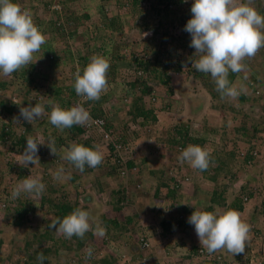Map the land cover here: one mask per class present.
Returning <instances> with one entry per match:
<instances>
[{
	"label": "rangeland",
	"instance_id": "obj_1",
	"mask_svg": "<svg viewBox=\"0 0 264 264\" xmlns=\"http://www.w3.org/2000/svg\"><path fill=\"white\" fill-rule=\"evenodd\" d=\"M43 1L19 0L22 9H29L32 12L33 20L42 19L44 23L51 19L55 20L56 8H59V5H56L58 1L54 2L55 0H52L50 5H45ZM139 1L137 8L144 6L149 8L153 4L158 7L156 0ZM241 2H247V0H241ZM250 2L251 6L256 10L258 5L264 8V0H250ZM192 3L193 0H186L185 4L181 5L182 9L180 10L181 12L179 11V16H184L187 13L192 16L190 10ZM69 7L75 9L78 15L88 14L87 18H82V24L78 25L73 37H70L67 41L61 40L57 42L54 40L55 31L43 32L41 30L46 36V43L42 45L41 49L43 58L34 63L33 73L40 86L49 83L50 96L56 88L63 87L64 82L67 84L75 83L76 75L82 68L81 61L78 60L79 56H86L90 61L94 55L104 56L102 53L103 47L108 50L112 46L108 40L111 31L103 30L98 34L97 29L103 25L101 23L102 14L106 18L119 14L118 16L122 20L124 27L122 33H114L113 35V38L118 40L117 42H121V44L126 42L131 49H136V47L138 50L144 49L146 58L151 56V49H149L150 46H148L149 43L147 42L154 35L153 31L150 28L148 30L145 29V31L141 30V32L138 30L139 27L136 24L142 19L137 13H133L130 10L132 7L130 4L122 3L120 5L117 0H77L69 4ZM179 18L177 17V19ZM177 19L171 25L174 31L176 28L181 29L178 26L181 23L177 22ZM149 21L152 22L150 19L147 22ZM153 22H155L153 26H156L157 21ZM171 27L168 26V28L172 29ZM69 29L70 27L67 26L66 30ZM102 36L105 38V45L107 46H104L101 39ZM154 37V44L156 45L159 42L160 35L157 34ZM133 41H136L137 45ZM109 44L110 46H108ZM49 46L56 50V55L54 56L57 59L54 65L51 64L48 58L51 52L45 49ZM119 53H122L126 58L118 61L119 71L113 77H108L109 86L105 92L108 93V98L101 108L103 111H109L108 117L111 122L118 121V118L123 116L121 124H125L127 134H129L126 140L130 157L138 162L143 156H148L152 159L151 163H141L140 166L142 168L139 170V177L135 176L129 181V183H132L130 193L133 197L129 198L130 201H125L121 211L116 212L112 210V205L115 206L116 202H114V198L110 201V187L104 182V179L108 183L109 180L102 177V172L105 169L93 168L91 173H80L73 165L62 158V153L58 155L52 154L47 144L39 146L45 150V153L41 154L39 151L37 153L41 161L25 167L17 162L24 150L19 151L20 153L7 151L10 142L4 140L0 143V202L14 200L11 197L13 188L29 176L41 178L46 185L45 192L52 196L54 202L63 200L62 196H65V192L72 190V187L77 185L86 192L84 196H87V199L80 204L81 209L88 211L93 221L98 218L102 222V226L106 228V235L100 237L99 235H94L92 231H90L92 236L85 234L81 249L74 255L72 248L76 242L64 238L61 233L48 227L46 219L52 220L53 214H48L45 211L51 204L48 205V202L44 203L43 210H39L40 196L22 192L18 198L24 202L29 200V206L32 208V211L27 215L29 219L24 225V228L27 227L28 230L26 240L30 241L28 251L24 249L25 245L21 232L20 241L16 242L17 249L6 241L0 245V253H14V256H19V258L22 255V260H25L28 254H31L35 264H38L37 255L43 253L46 258L44 264H65L68 262L76 264L78 258L76 256L85 255L87 248L91 247L93 254L96 256L109 254L110 257L108 258L111 260L109 262L112 264H200L201 260L195 259L197 257H195L193 247L195 246L198 249L204 247L200 245L195 228L188 222V218L194 210H205L209 205L218 214L230 210L231 202L237 196L242 197L244 203L242 211L239 212L241 219L251 225L249 239H252L254 245L255 243L259 244L261 247H258V250L262 252L264 250V209L262 206L264 199V118L258 116L256 109L264 108V48H261L253 58L244 61L247 65L246 70L241 72V77L233 80L232 84L237 87L242 85L244 89L235 99L212 97L204 87L202 80L182 72H169L170 79L168 84H163L157 79L149 80L148 83L152 86L151 91L157 94L159 98L158 105H156H160L163 108L158 112L157 117L152 113L155 116V119H152L154 123L157 122L156 126L158 127L163 124L168 126L164 127L167 129L163 131V134L154 136L157 140H155L153 147L151 145L148 146L147 150L151 153L148 155H145L144 149L146 148L144 144H146L147 133L144 127H146L145 124H149V122L146 123L145 121L152 123V119H145L142 115L138 116V118L133 116V98L138 97L133 95L134 93L131 94V89L125 88L126 85L122 86L125 81L132 80L136 76L140 79L144 75L137 73L134 66H130L132 71L126 73L127 64H129L128 59H130V57H127L129 50L122 47ZM194 53L195 49L189 45L177 47L172 53L171 61L175 63L181 56L185 58L188 54L196 57ZM36 55H40V53ZM86 64L83 63L82 65L86 66ZM44 74H47V79H44ZM127 74H130L132 78L125 80L124 75ZM4 78L8 79L10 77L0 75V79L4 80ZM253 78H259L261 83L254 82ZM254 86H256V90H254ZM136 90L133 89V91ZM17 91L21 90L16 89ZM10 92L11 89L4 90L0 88V99L2 94L8 95ZM257 93H262V95L259 96V100L256 102ZM28 94L31 96V100H35L36 95H38L37 99L41 98V101L44 98V94L36 92L33 88ZM148 94L142 95V98L137 103L145 109L155 108V105L147 101ZM73 96L80 103L86 100L76 93ZM17 99H19L18 96ZM48 113L50 112L46 111L45 115L32 121L34 131L30 136L33 138L42 137L47 142L49 138L43 135L44 131L47 134L53 133V130H50L53 125L50 126L49 120L43 124L45 116L48 119ZM139 121L145 123L140 122L138 125ZM244 125L247 129H252V126H255L258 131L250 138L241 137L239 131H235V129ZM5 126L0 122V128H5ZM44 126L48 127V129ZM133 128L137 130V136L134 137V140L132 139ZM9 129L13 131L17 129L16 131L19 132L23 128L16 123L13 127L7 126V131ZM185 129L189 137L197 139L196 143H192L189 139H184L185 142L179 139L178 144L171 145L170 149L164 147L166 144L158 148L161 144H164L162 139H165L166 143L169 144L171 136L178 137V130L184 132ZM218 129L225 132L226 143L220 139L218 133L212 131ZM52 137L54 138V134ZM158 140L160 141L159 144L157 143ZM75 141V139L66 140L67 144L65 147L70 146ZM139 141L141 143L136 146ZM131 142H135V146L133 145L134 148H137L135 152H133L132 145L131 149L129 148L128 143ZM179 144L185 145V148L189 144L200 145L207 148L214 155L213 157L223 158L225 164L221 166L224 171L220 179L217 182H212L207 177L219 165L217 160H213L210 163L207 175L201 173V171H196L187 162H178L177 157L183 150L177 149L176 146ZM233 144H235L234 156L229 159L228 153L232 149ZM100 145L102 146V144ZM98 148L101 151L100 146ZM120 152L123 155L127 153L125 149ZM249 154H252L254 158L251 157L247 161L246 156H249ZM151 165L160 170L159 175L150 171ZM60 166L64 167L66 174L78 173L80 175L79 179H77L78 181L75 184L70 182L69 179L63 183L56 181L53 178V173ZM45 169L50 175H46V178L43 179L42 174ZM129 172L131 171L129 170ZM170 177L174 179L170 180ZM99 181L104 183L102 184L106 187L104 191L106 194L93 198V195H97L96 193L100 188ZM174 182L179 183V188L174 198L169 199L165 195ZM50 186L56 188L52 193L48 189ZM222 188H224L223 193H221L224 198L223 206L211 203L210 198L213 189L221 191ZM137 191H140L141 194ZM91 193H93V195H90L92 199L89 198ZM142 198L144 199L142 200ZM100 203L102 205L98 206ZM160 205H163V208L168 206L169 208L167 211L165 209L161 211L159 209ZM140 206L144 211L140 209ZM152 208H155V212H153ZM127 215L131 216L132 220L126 225H122L121 228L112 225L110 222L113 219L124 222ZM165 220H169L172 224L167 230H164L161 223ZM19 227L23 228V226H15L12 229L16 230L18 228L19 230ZM93 228H95V223H93ZM140 235H145L147 239L145 237L144 239L149 241L150 248L141 250L144 254L142 256L144 261L141 260L139 263L140 245L137 240L139 241L138 236ZM107 238H109L108 242L105 241ZM102 240L105 242H102ZM13 249L16 251H13ZM222 251L224 253L222 258L227 264L235 263V255L227 250L217 252L221 253ZM200 258L204 259L203 256H200ZM16 263L26 264L25 262ZM237 263L240 264L239 262ZM81 264L90 263L84 260Z\"/></svg>",
	"mask_w": 264,
	"mask_h": 264
},
{
	"label": "trees",
	"instance_id": "obj_2",
	"mask_svg": "<svg viewBox=\"0 0 264 264\" xmlns=\"http://www.w3.org/2000/svg\"><path fill=\"white\" fill-rule=\"evenodd\" d=\"M52 0H44L45 5H50ZM57 2L56 5H59V8H56V18L55 20H48L44 23V20H34V23L39 27L40 30H43V32H50L55 31V41L60 42L67 41L70 37H73L76 33L78 25L82 24V18H87L88 14L83 13L82 15H78L77 11L75 9H72L69 7V4H71L74 1L77 0H55L54 2ZM108 1V0H106ZM14 2L21 5L19 0H14ZM124 4H130L132 7L130 10H132L133 13H137L139 17L142 19L139 23L136 24L137 27H139V31L145 29H152L153 36L150 38V40L147 42L149 43L148 46H150L149 49L151 52V56L146 58L145 50L141 49H131L127 46V43L121 44V42H117L118 40L113 38L114 33L119 34L123 32V24L122 20L119 18V14L112 15L109 18H106L104 14H102L101 17V23L103 24L102 27L98 28V34H100L103 30L111 31L110 38L108 39L111 43L108 46L110 48L107 50L103 47V54L105 57L110 58V69L108 71V77H113L114 74L119 71L118 68V61H122L124 58V55L122 53H119L120 48L124 47V49L129 50V55L127 57L132 58V60L128 59L127 67H126V73L129 72L130 66H134L135 70H141L142 76L140 79L139 77H133L132 80L125 81L122 86L126 85L128 89H131L130 93H134L133 95H136L138 98H133L134 108L132 110L133 116H144L145 119H155L154 115L152 114V110L150 108H143L141 105H139L138 100L142 98V95L148 94L151 91V84H149V80L157 79L163 84H168L170 75L169 72L174 73H186L189 76H192L193 78L202 80V83L204 87L207 89V91L210 93L212 97H221L220 93L216 91V87L214 86V81L212 80L211 76L209 74H204L201 72H197L193 66L192 61L196 59V57L193 55H189L187 57H180L175 61V63L172 60V53L174 50H176L177 47H186L187 45L190 46L191 41V35L184 30V26L186 25V22L191 17L190 14H185L184 16H179L180 10L182 9L183 4H185V0H156V3L158 4V7L156 5H152L151 7L147 8V6L137 8L139 0H117V3ZM180 11V12H179ZM257 11L264 15V8L257 7ZM153 14V15H152ZM150 16V17H149ZM149 17V18H148ZM177 17H180L177 19ZM148 18V19H147ZM152 20V22H147L148 20ZM177 19V22H180L178 26L181 27V29L176 28L174 29L171 27L172 22ZM157 21V25L153 26V24ZM53 23V25H52ZM69 24V25H68ZM67 26L70 27L69 30L67 29ZM170 26L172 29L168 28ZM160 32V33H159ZM159 34L160 39L159 42L155 45V35ZM59 35V36H57ZM102 42L105 45V38L102 36ZM175 42V43H174ZM134 44L137 45L136 41H133ZM174 44V45H173ZM48 52H51L48 55V58L51 62V64L56 63V59L54 55L55 54V48L52 47H46L45 48ZM137 51V52H136ZM54 52V54H53ZM176 52V51H175ZM117 59V60H115ZM79 61H81V66L84 69L85 65H82L83 63H87L89 61L88 57L86 56H79ZM87 65V64H86ZM80 69V74L83 73V69ZM34 64L29 65L26 69L20 70L19 72L13 73L10 78L2 80L0 79V88L4 90L11 89V92L7 95L2 94V97L0 99V122H2L5 126V128H0V143L6 140L9 143V148L7 151L10 152H17L23 151L26 147V139L27 135H31L34 131V125L33 123H28L20 114V108L27 107L29 105H34L36 103H44L45 112L51 111V105L46 103L47 101L51 100L55 104H59L62 108H70L75 105H82L90 112V119L83 125H73L71 128H66L61 132L60 130L56 129L54 126L50 128V130H53V133H45V137H52L54 134L55 144L57 149L61 148L62 146H66L67 142L66 140H76L75 143L82 144L86 147H99L101 148V151L104 154V161L96 168L105 169L104 172H102V177L107 178L109 180V183L107 180L104 179V182L107 183V185L110 187V201L114 198V202H116V205H112V210H115L116 212L121 211L124 207L125 201H130L129 197L132 194L130 193L131 184L129 182H126L125 176L122 175L124 173V170H131L134 165L139 166L138 161H134V159H131V157H127L125 159L122 158V153L120 152L123 147L125 148L127 146V129L125 127V124H121L123 116L118 118V121L111 122L108 117L109 111H103L101 108L103 103L107 101L108 93L103 94L99 100L96 101H88L85 100L84 102L80 103L74 98L75 88H74V82L67 84L64 82V86L60 88H56L53 93L49 91V83H46V85H39L36 76H34ZM242 73H229V81L232 83L233 80L237 79L238 77H241ZM44 79H47V74L43 75ZM125 80L128 78H132L130 74L124 75ZM254 82L261 83L259 78H253ZM74 81V80H73ZM124 81V80H122ZM120 83V81H118ZM45 86V88H44ZM256 86H254V90ZM33 88L36 92L44 94V98L41 101L38 98V95H36L35 100H31V96L28 94V92ZM21 90V91H17ZM133 89H137L136 91H133ZM8 93V92H6ZM139 93V94H138ZM1 94V93H0ZM53 94V95H52ZM130 94V96H131ZM14 95V96H13ZM262 95V93H257V98L255 101L257 102L259 100V96ZM17 96L19 99H17ZM40 97V95H39ZM254 101V102H255ZM264 110V108L262 107ZM260 109V110H262ZM262 110V111H263ZM123 113V112H122ZM264 113V112H263ZM264 118V116H262ZM9 119V120H8ZM48 121V119L44 118L43 124H45ZM18 123V126L23 128L19 132L16 130L9 129L7 131L8 127H13ZM46 129L48 127L44 126ZM225 130L224 128H222ZM134 130H132L133 132ZM214 133H218L220 136V139L224 140L226 143V135L224 131L218 130H212ZM235 131H239V135L241 137H251L254 136L255 133L258 131L255 126H252V129H247L246 126H242L240 128H236ZM179 137H182L183 142L184 139H189L192 141V143H196L197 139L191 138L188 136V132L185 131L181 132L178 131ZM84 136V137H83ZM106 136V137H105ZM53 138V137H52ZM132 139L134 140V136H132ZM163 140V139H162ZM179 141L178 138H170L169 142L172 144H177ZM150 141L146 142L144 146H146L145 149V155L151 154L147 148L151 144ZM164 142V141H163ZM157 143L159 144L160 141L158 140ZM102 144V146L100 145ZM97 145V146H96ZM153 147V145H151ZM163 147V144H161L158 148ZM234 148L235 144H233L232 149L228 153L229 159H232L234 156ZM215 151V150H214ZM218 151V150H216ZM39 152L45 153L44 148L39 147ZM212 155V154H211ZM212 155V161L217 160L219 165L214 170L213 173H210L207 175L209 168L205 171H201V173H204L207 175L208 179L212 182H217V180L220 179L223 173V169L221 166L225 164V161L223 158L219 157H213ZM246 160L248 161L249 158H254V156L249 154V156H246ZM41 161V159H39ZM152 159H150L148 156H143L139 162L143 163H151ZM140 163V164H141ZM210 167V166H209ZM198 169H196L197 171ZM93 171V168H89L85 166V170L83 173H91ZM150 171L154 172L155 174L159 175L160 170L157 169L155 166H150ZM80 172V171H78ZM200 172V170H198ZM81 173V172H80ZM47 169L44 170V173L42 174V178L45 179L46 175L48 176ZM50 175V174H49ZM1 176V174H0ZM26 176V175H25ZM23 177V176H22ZM80 175L78 173H71L70 174V182H73L74 184L78 181ZM170 180H173V177H170ZM100 188L97 191V195H93V193L89 194V198H91L93 195V198L98 197V195L101 197L105 195L104 192L106 190V187L103 185L104 183L99 181ZM103 183V184H102ZM166 185V184H165ZM178 182H174V184L168 188V191L166 192L165 197L169 199H173L176 195V191L178 190ZM86 188V187H85ZM49 192H53L56 190V188L49 187ZM158 190V189H157ZM224 188L221 189V191H217L213 189L211 192V203H215L217 205L223 206V200L221 193H223ZM159 191V190H158ZM156 191V192H158ZM139 194H141L140 191H137ZM86 192L79 188V186L75 185V187H72V190L65 192V196L63 195V200H59L58 202H54L52 199V196H49L45 191L42 196H40L41 200L39 203V210H43L44 203L48 202L49 208L45 211L48 214H53V219L49 220L46 219L47 224L49 225L53 220L57 218H63L65 215L69 214L71 211H73L76 208H79L75 205L76 200L78 201V204H82L85 199H87V196H84ZM111 194V195H110ZM250 194V193H249ZM87 195V194H86ZM67 198V199H66ZM92 199V198H91ZM243 198L237 196L232 202L230 206V210H237L238 212H241L243 209ZM5 201V200H4ZM0 202V245L4 242L8 241L9 244L11 243L12 246H14L17 249V243L20 241V233L22 232V238L24 243V249L28 251V247L30 244V241L26 240V234H27V227L24 228L25 222L27 223V220L29 219L27 215L32 211L31 206H29V200L28 201H22L19 198L10 200L9 202ZM31 205V204H30ZM102 204H98V206H101ZM123 205V206H122ZM262 206L264 209V199L262 202ZM140 209L141 206H140ZM155 210V208H152ZM143 210V209H142ZM205 210L213 211L212 206L206 207ZM141 211V210H140ZM144 211V210H143ZM142 211V212H143ZM160 211V210H159ZM158 211V212H159ZM140 215H143L141 212ZM126 220L124 222H119L115 219L111 220L110 222L112 225L116 227H122V225H126V223L131 222L132 217L126 216ZM127 221V222H126ZM162 226L164 230H167L169 227L172 226L171 222L169 220L162 221ZM27 225V224H26ZM15 226H23L19 227L16 230H13L12 227ZM89 236H92V232L86 233ZM35 238V237H34ZM69 240H74L76 242L72 247V252L75 255L78 253V251L81 249L84 238L80 239L75 236H73ZM106 242L109 241V238L105 240ZM102 240V242H105ZM250 240L246 242V248L243 254H237L235 255L236 260H243L247 263H250L251 260L257 259V256H254L253 253H251V246H250ZM13 251H16L13 249ZM192 251V250H191ZM193 251L197 252V248L194 246ZM257 255L260 254V252L256 253ZM25 255V254H24ZM98 255V254H97ZM86 254L83 256H76L77 263L81 264L84 260L89 261L90 264H112L109 261H111L108 257H110L109 254H104L103 256H96L95 254L92 255L91 259L85 258ZM23 256L19 258L14 256V253H0V264H17L16 262H25L26 264H35L32 255L28 254L27 258L25 257V260H22ZM109 259V260H108ZM215 260H209L206 263L213 264L216 263ZM205 263V262H203ZM246 263V264H247ZM65 264H71L70 262ZM170 264V263H169ZM174 264V263H173ZM256 264H264V258L259 259Z\"/></svg>",
	"mask_w": 264,
	"mask_h": 264
},
{
	"label": "clouds",
	"instance_id": "obj_3",
	"mask_svg": "<svg viewBox=\"0 0 264 264\" xmlns=\"http://www.w3.org/2000/svg\"><path fill=\"white\" fill-rule=\"evenodd\" d=\"M190 10L192 16L186 22L184 30L191 35L190 46L195 49L194 54L197 57L192 61L193 68L197 72L211 76L216 91L220 93L222 99H235L244 89L242 85L237 87L229 81V73L245 71L247 65L244 61L253 58L261 48H264V15L251 6L250 0H247V2H241V0H193ZM45 43L46 36L34 23L32 12L29 9H22L14 0H0V75L10 77L13 73L24 70L29 65L42 59L43 52H41V49ZM37 53H40V55H36ZM110 67L109 57L103 55L92 56L83 69V73H77L76 75L74 83L76 94L88 101L99 100L108 89V71ZM137 73L142 74V71L137 70ZM148 95L147 101L156 106L150 109L157 117L158 112L163 109L162 106H157L159 98L153 91H150ZM46 103L51 105V111L48 113L50 124L61 132L73 125H83L91 118L90 112L82 105L78 104L65 109L51 100ZM20 114L24 120L31 123L45 115L44 103H36L27 107L22 106ZM145 122H149L144 127L147 130L145 140L146 142L150 141L151 145H155L157 138L154 136L163 134V131L167 129L164 127L168 125L163 124L158 127L156 126L157 122L154 123L153 119L152 123L147 120ZM133 130L132 135L135 137L137 136V130L135 128ZM171 138L173 137L171 136ZM175 138L182 139L179 136H175ZM163 141V145L166 144L164 147L167 149H170V146L174 144H167L165 139ZM140 143L141 141L136 146ZM44 144H47L52 154L62 153V158L80 172L85 170V166L96 168L104 161V154L98 147H86L79 143H72L68 147H61L58 151L54 138L50 137L46 142L42 137L33 138L29 136L26 139V147L17 162L25 167L29 164L38 163L39 146ZM128 145L130 149L132 145L133 152L136 151L137 148H134L135 142L128 143ZM184 146L182 144L176 146L178 150L183 149L177 157L178 162H187L193 169L200 171L209 168L212 155L207 148L194 144H189L186 148ZM123 149L127 153L122 155V158L130 157L127 146ZM140 163H137L139 166L134 165L130 170L131 172L124 170L122 175L125 176L126 182H129L135 176L139 177L138 173L142 168ZM53 178L63 183L70 179V174H66L64 167L60 166L53 173ZM130 184L132 186V183ZM45 190L46 185L41 178L29 176L13 188L11 197L17 199L22 192L42 196ZM129 198H131V195ZM75 202H77L75 205L79 208L74 209L62 219L53 220L48 227L61 233L66 239H71L73 236L83 239L89 231L100 237L105 236L106 228L102 226V222L98 218L93 221L90 213L81 209L77 200ZM168 208L169 206L164 208L163 205L159 206L161 211H164V209L167 211ZM188 222L194 226L200 245L206 248L209 254L220 250H227L233 255L243 254L246 242L250 240L251 253L257 256V259H253L254 262L250 261V263L236 260L233 264H238L237 262L240 264H256L259 259L264 258V250L262 252L258 250V247L261 246L256 243L254 245L252 239H249L251 225L241 219V215L237 210H227L221 214L208 210H194L188 218ZM93 223H95V228H93ZM138 237L139 241L137 240V243L140 245V260L138 262L140 263L144 255L141 250L150 248V243L144 239L145 235ZM144 241L148 242L149 246H144ZM257 252H260V254L257 255ZM217 253L224 257L223 251L222 254ZM194 254L197 257L195 259L201 260L200 264H209L206 263L208 260L200 258L202 253L199 252L198 248ZM92 255L93 249L88 247L85 258L91 259ZM36 259L38 264H44L46 258L43 253H39ZM222 261L223 264H227L224 258H222Z\"/></svg>",
	"mask_w": 264,
	"mask_h": 264
},
{
	"label": "built area",
	"instance_id": "obj_4",
	"mask_svg": "<svg viewBox=\"0 0 264 264\" xmlns=\"http://www.w3.org/2000/svg\"><path fill=\"white\" fill-rule=\"evenodd\" d=\"M256 113L258 114V116H264V113L260 110V109H256ZM106 137V136H105ZM180 149V147H179ZM144 246H149L148 242L144 241L143 242ZM199 252L202 253L201 256H203L204 260H215L217 261L216 263H213V264H223V261H222V256L219 254V253H211L209 254L206 250V248H200L199 249ZM203 260V259H202ZM251 262H254L253 260H251Z\"/></svg>",
	"mask_w": 264,
	"mask_h": 264
},
{
	"label": "crops",
	"instance_id": "obj_5",
	"mask_svg": "<svg viewBox=\"0 0 264 264\" xmlns=\"http://www.w3.org/2000/svg\"><path fill=\"white\" fill-rule=\"evenodd\" d=\"M144 198H142V200H143ZM146 200V199H145Z\"/></svg>",
	"mask_w": 264,
	"mask_h": 264
}]
</instances>
